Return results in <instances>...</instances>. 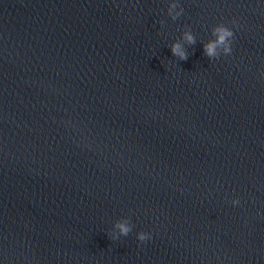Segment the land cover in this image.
<instances>
[{
  "label": "water",
  "instance_id": "obj_1",
  "mask_svg": "<svg viewBox=\"0 0 264 264\" xmlns=\"http://www.w3.org/2000/svg\"><path fill=\"white\" fill-rule=\"evenodd\" d=\"M0 264H264V0H0Z\"/></svg>",
  "mask_w": 264,
  "mask_h": 264
},
{
  "label": "clouds",
  "instance_id": "obj_2",
  "mask_svg": "<svg viewBox=\"0 0 264 264\" xmlns=\"http://www.w3.org/2000/svg\"><path fill=\"white\" fill-rule=\"evenodd\" d=\"M180 9L177 11V9ZM183 8L178 2L171 3L168 8V15L172 18L173 21L179 19L183 15ZM212 36L214 39L210 40L203 45L204 54L211 60H218L223 56H230L233 52L232 43L235 38L233 30L227 27L224 24H219L212 29ZM182 39L185 43L190 46L196 44V37L189 29L183 32ZM171 52L173 56L179 58L180 61H187L189 55L185 47L180 40L175 42L171 46ZM233 206H238L240 204L239 199H235L232 202ZM133 225L129 220L124 219L117 221L114 225V231L111 234L113 240H118L121 236L127 237L133 230ZM137 239L144 243L152 239L150 233L140 232L137 235Z\"/></svg>",
  "mask_w": 264,
  "mask_h": 264
}]
</instances>
